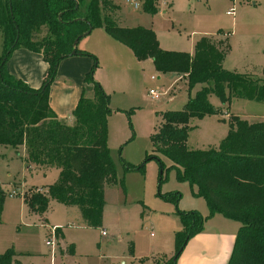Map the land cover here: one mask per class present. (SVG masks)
Returning <instances> with one entry per match:
<instances>
[{"label": "trees", "instance_id": "1", "mask_svg": "<svg viewBox=\"0 0 264 264\" xmlns=\"http://www.w3.org/2000/svg\"><path fill=\"white\" fill-rule=\"evenodd\" d=\"M144 12L155 13V0H143ZM0 145L25 148V161L47 169H59L57 182L47 194L25 196L35 212L44 213L49 200L76 207L88 227L102 222L105 184L115 181V168L107 146L109 97L93 81L97 67L93 55L78 50V41L98 27L127 46L138 61L150 59L159 73L183 74L188 87L201 85L179 111H166L153 137L154 152L170 162L159 164V183L163 172L175 169L177 179L194 187L193 195L202 197L208 208L203 217L198 212L176 213L182 229L175 234L176 253L169 260L155 264H177L190 239L201 233L206 220L216 214L238 224L227 264H264V121L247 123L229 117L227 137L218 149L189 150L187 138L191 119L217 114L208 102L215 95L222 105L231 98L264 103V79H253L225 70L222 62L227 39L200 38L194 53L166 51L159 47L152 30L123 28L105 12L116 9L109 1L91 0L89 9L80 12V0H0ZM46 28L37 40L34 34ZM17 48L42 55L47 74L38 89H31L10 76L5 64ZM76 54L92 58L93 66L85 76L93 85V97L81 95L74 111L76 122L59 121L48 102L49 89L61 60ZM264 76V67L262 68ZM142 168V166H140ZM4 193L0 188V209ZM175 207L180 194L165 196ZM10 253L0 255V264H9Z\"/></svg>", "mask_w": 264, "mask_h": 264}, {"label": "rangeland", "instance_id": "2", "mask_svg": "<svg viewBox=\"0 0 264 264\" xmlns=\"http://www.w3.org/2000/svg\"><path fill=\"white\" fill-rule=\"evenodd\" d=\"M110 1L118 6L114 20L118 26L157 30L170 48L188 54H192V41L198 36L220 32L227 39L224 69L253 79L263 76L264 0H155V7L159 8L155 13L143 11V0H138V11L130 9L125 0ZM90 3L91 0H80V12L85 13ZM230 9L231 16L226 14ZM46 33L43 27L34 37L39 41ZM100 35L104 32L96 27L77 46L86 44L94 48L97 67L92 79L106 91L112 110L107 117V146L115 168V181L104 187L101 225L97 228L83 225L76 207H66L53 200H49L44 213L32 211L24 197L46 195L47 188L57 182L59 170L28 169L21 146L0 145V188L4 193L0 209V255L10 253L11 257L5 263H163L175 255V234L182 229L176 208L180 212L208 215L205 200L193 195L195 188L188 182L177 179L175 169H165L159 183L158 162L145 160L147 155H156L165 168L170 167L167 159L154 152L153 137L162 114L182 110L197 88L188 87L187 77L161 75L153 63H138L127 48L101 45ZM1 51L0 28V55ZM157 88L163 89L164 98L152 101L147 93ZM208 102L218 113L190 120L189 150L218 149L227 137L229 117L247 123L264 121L263 102L231 98L227 105H222L213 94L208 96ZM71 115L74 116V111ZM16 188L24 190L23 198L8 197ZM174 193L180 194L176 207L165 198ZM227 223L238 225L234 221ZM52 227L60 228L54 256H50V247L45 245ZM236 228L229 233L230 248ZM102 231L106 236L101 235ZM68 248L73 251L66 253ZM185 249L187 245L178 260ZM189 257L190 253L183 256L185 264H189ZM217 260L218 264L227 263L226 257ZM199 262L202 264L203 260Z\"/></svg>", "mask_w": 264, "mask_h": 264}, {"label": "crops", "instance_id": "3", "mask_svg": "<svg viewBox=\"0 0 264 264\" xmlns=\"http://www.w3.org/2000/svg\"><path fill=\"white\" fill-rule=\"evenodd\" d=\"M105 1H109L113 5H115L116 9L114 11L105 12V15H109L113 20H115V15L117 13L118 6L113 1H110V0H105ZM135 11H138V10H135ZM157 11H159V8ZM163 13H166V11H163ZM120 27L131 28V27H126V26H120ZM145 29H149L154 32L156 39L158 41L159 47L161 49L166 50V51L182 52V50L178 48H170L169 44H167L166 41H163V38L159 36L157 30H153L150 28H145ZM98 30H102L104 32V35H100V39H99V43L101 45L103 44L107 48L109 47L117 48L116 46H122L124 48L129 49L127 46L121 44L120 42L112 38L110 35H108L103 28H98ZM211 33L212 32L210 33L205 32L204 35H200L198 36V38L194 39L192 41V45H193L192 54L191 53L189 54L193 55L195 44L202 37L216 38V40L226 39L224 37L225 35L224 34L221 35L220 32H217L216 34H211ZM1 37H2V32H1ZM77 48L80 51L87 52L91 55H94L93 53H95L94 48H91V47L89 48L88 46H86V44H84L82 47L78 45ZM129 50L133 56V59L137 60L135 56L133 55V52L131 51V49ZM225 59L226 57L224 58L222 62V67L224 65ZM147 61L151 62L152 64V61L150 59H147L144 61H138V63L141 64ZM92 66H93L92 58L86 55H81V54L71 55L61 60V62L59 63L56 77L53 83L51 84V87L49 90V98H48L49 106L59 121L67 125H73L76 122V119L71 114L73 113V111H75V108L77 106V103L81 95H84L87 98L93 97V85L86 83L84 80L86 74L90 71ZM5 67H6L7 73L10 76H12L15 80H19L23 82L31 89H38L42 85V82L48 70V65L46 62H44L42 55L37 52L28 50L26 48L15 49L11 53L10 57L8 58L5 64ZM159 74L165 75L163 73H159ZM166 74H175V73H166ZM175 75L186 77L183 74H175ZM259 79L260 80L264 79V76H262ZM152 80H155V78ZM195 88H197V91H198L200 90L201 85H196L193 89ZM104 92L106 93L105 90ZM21 147L25 151V148L23 146ZM25 157H26V154L24 156V161H25ZM25 163L28 169L32 167L33 169H36V170L37 169L46 170V169H42L36 166L33 163H27L26 161ZM13 190L24 193L23 189L21 190V189L16 188ZM17 196H20V195H17ZM17 196H14V197H17ZM20 197L23 198V196H20ZM66 207H72V206H66ZM201 213H205V212H202L201 210ZM206 215H207V212H206ZM82 222H83V219H82ZM227 222H233V221L228 220L219 214H216L206 220L203 231L195 235L192 239H190L189 242L187 243L188 249L184 250L183 256H185L187 253H190V257L188 261L189 264H200L199 262L200 260H203L202 264H214V262L215 264H218L217 258L221 259V258L226 257V259H228L230 251H231V248L228 247L227 245L229 241V233L233 230V228H236V226L238 228V225H231ZM83 225H85L84 222H83ZM180 227L182 228L181 225ZM56 229H57L56 230V238H57V236L60 234V228L56 227ZM104 236H106V233ZM45 245H46V242H45ZM55 246H56V243H55ZM55 246L53 249H51L50 247L49 249L50 256H54ZM72 251H73L72 248L70 249L68 248L65 250L66 253H71ZM227 253H228V256H227ZM183 256L178 260L177 264H185V260L183 259ZM222 261H224V259H222Z\"/></svg>", "mask_w": 264, "mask_h": 264}, {"label": "built area", "instance_id": "4", "mask_svg": "<svg viewBox=\"0 0 264 264\" xmlns=\"http://www.w3.org/2000/svg\"><path fill=\"white\" fill-rule=\"evenodd\" d=\"M125 3L130 9L139 10L138 0H125ZM226 14L230 15V16L233 15V10H231V9L227 10ZM152 79H154V77H152ZM147 96L153 101H159L160 99H162L164 97V92H163L162 88L150 89L147 93ZM17 195L24 196V193L13 190L11 193L8 194V197L12 198V197L17 196ZM56 230H57L56 227H53L51 229L50 238H48L46 240V245L51 247V249L54 248L55 243H56V239H57L56 238ZM101 235L104 236L105 232L103 231L101 233Z\"/></svg>", "mask_w": 264, "mask_h": 264}, {"label": "water", "instance_id": "5", "mask_svg": "<svg viewBox=\"0 0 264 264\" xmlns=\"http://www.w3.org/2000/svg\"><path fill=\"white\" fill-rule=\"evenodd\" d=\"M75 54H76V52H75V50H73L72 53H71V55H75Z\"/></svg>", "mask_w": 264, "mask_h": 264}]
</instances>
